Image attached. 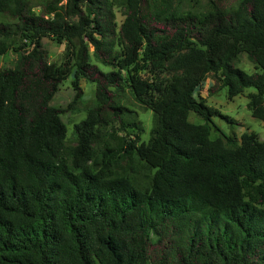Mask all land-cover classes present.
Wrapping results in <instances>:
<instances>
[{
    "label": "trees",
    "instance_id": "obj_1",
    "mask_svg": "<svg viewBox=\"0 0 264 264\" xmlns=\"http://www.w3.org/2000/svg\"><path fill=\"white\" fill-rule=\"evenodd\" d=\"M0 13L14 20L0 22V56L17 53L0 71V264H264V139H211L222 115L198 92L210 74L230 99L253 88L264 122V0H0ZM43 38L64 43L59 64ZM68 77V108L86 113L74 144L50 104ZM128 96L152 112L147 142L123 121Z\"/></svg>",
    "mask_w": 264,
    "mask_h": 264
},
{
    "label": "rangeland",
    "instance_id": "obj_2",
    "mask_svg": "<svg viewBox=\"0 0 264 264\" xmlns=\"http://www.w3.org/2000/svg\"><path fill=\"white\" fill-rule=\"evenodd\" d=\"M118 1V0H117ZM204 3V2H203ZM116 21L120 24L123 20V12L119 6L115 7ZM193 9L189 2L184 1L179 8L178 13L192 12ZM0 22L11 23L14 22L9 16L0 13ZM42 46L46 52V59L48 62L59 64L62 60L64 52V43H57L49 38H43L41 40ZM19 45V43L14 44ZM17 53L10 50L5 55L0 56V71L10 67L16 59ZM102 69L106 70L100 66ZM237 67L244 70L247 73L255 71V66L247 59L246 55L240 54L239 62ZM160 78L168 79L165 74H160ZM214 77L212 74L208 75L206 81L203 82L202 86L198 89L199 94L204 98L206 104L218 111L222 116H214L210 123L211 132L210 138L216 139L222 138V134L227 136L235 137L238 141L240 140L241 134L254 133L257 135L259 140L264 139V122L255 119L251 115V111L248 107L247 95L255 92L253 88H247L244 90L242 95H238L232 99L228 97L227 89L222 87L221 83L215 85ZM80 86L83 91L82 100L86 101L92 99L95 93L94 84L82 82ZM75 97V90L72 86V78L68 77L63 81L52 98L50 104L53 107L64 110L61 114V120L64 123L67 130V141L68 143L74 144V124L78 123L85 118L86 113L82 111V105L77 104L71 110L68 106L73 102ZM123 105L129 109V114L123 116V121L131 122L138 121L141 125L142 132L139 133L140 142H147L149 138V132L152 127V112L146 106L136 103L133 99L129 98L123 100ZM76 109V110H75ZM223 116L228 117L230 121L222 118ZM188 120L194 124H202L204 121L194 113L190 112ZM113 130H117L119 136L125 135L126 138L133 139L137 132L134 129L127 128L126 133L119 128V124L112 126ZM111 127L107 129L110 131ZM118 165L114 167L118 172L126 174L140 187L147 188L149 186L148 170L140 164L135 165V162L123 161L118 159Z\"/></svg>",
    "mask_w": 264,
    "mask_h": 264
}]
</instances>
